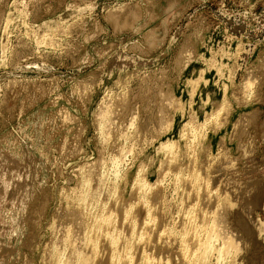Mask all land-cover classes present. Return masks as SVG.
Wrapping results in <instances>:
<instances>
[{
  "label": "rangeland",
  "instance_id": "1",
  "mask_svg": "<svg viewBox=\"0 0 264 264\" xmlns=\"http://www.w3.org/2000/svg\"><path fill=\"white\" fill-rule=\"evenodd\" d=\"M77 256L264 264V0H0V264Z\"/></svg>",
  "mask_w": 264,
  "mask_h": 264
},
{
  "label": "bare ground",
  "instance_id": "2",
  "mask_svg": "<svg viewBox=\"0 0 264 264\" xmlns=\"http://www.w3.org/2000/svg\"><path fill=\"white\" fill-rule=\"evenodd\" d=\"M188 131H189V130H188ZM196 132H197V131H196ZM191 135H192V134H191ZM194 135H195V134H194ZM164 144H165V143H164ZM166 144H167V143H166ZM164 147H166V146H164ZM169 147H170V146H169ZM165 157H166V156H165ZM85 171H86V170H85ZM84 175H85V174H84ZM85 180H86V179H85ZM88 184H89V183H88ZM85 185H86V184H85ZM140 190H141V189H140ZM142 190H143V189H142ZM144 190H145V189H144ZM181 191H182V190H181ZM207 198H208V197H207ZM83 202H84V201H83ZM138 202H139V201H138ZM81 204H82V203H81ZM97 204H98V203H97ZM83 205H84V204H83ZM207 206H208V205H207ZM101 211H102V210H101ZM83 212H84V211H83ZM96 212H97V211H96ZM129 212H130V211H129ZM124 213H125V212H124ZM202 216H203V215H202ZM101 217H102V216H101ZM148 217H149V216H148ZM109 218H110V217L108 216V219H109ZM106 219H107V217L105 218V220H106ZM150 219H151V218H150ZM184 219H185V218H184ZM186 219H187V218H186ZM95 221H96V220H95ZM99 221H100V220H99ZM103 221H104V220H103ZM107 221H108V220H107ZM111 221H112V220H111ZM189 221H190V220H189ZM109 222H110V220H109ZM113 222H114V221H113ZM103 223H105V221H104ZM106 223H107V222H106ZM184 223H185V222H184ZM187 223H188V222H187ZM53 224H54V223H53ZM98 225H99V224H98ZM104 225H105V224H104ZM146 225H147V224H146ZM105 227H106V225H105ZM188 227H189V226H188ZM181 228H182V227H181ZM184 229H185V231H186V228H184ZM192 229H193V228H192ZM197 229H198V228H197ZM187 231H188V230H187ZM85 232H86V231H85ZM101 232H103V231H101ZM196 232H197V231H196ZM144 233H145V232H144ZM189 233L191 234V232H189ZM189 233H188V234H189ZM192 233H193V232H192ZM104 234H105V233H104ZM97 235H98V234H97ZM115 237H116V236H115ZM193 237H194V236H193ZM74 239H75V238H74ZM82 239H83V238H82ZM115 239H116V238H115ZM191 239H192V238H191ZM193 239H194V238H193ZM195 239H196V238H195ZM209 239H210V238H209ZM84 240H85V239H84ZM117 240H118V239H117ZM113 241H114V240H113ZM208 241H209V240H208ZM111 242H112V240H111ZM157 242H158V241H157ZM209 242H210V241H209ZM90 243H91V242H90ZM112 243H113V242H112ZM115 243H116V242H115ZM115 243H114V244H115ZM193 243H194V242H193ZM200 244H201V243H200ZM72 245H73V244H72ZM87 245H88V244H87ZM112 245H113V244H112ZM124 245H125V244H124ZM195 245H196V244H195ZM203 245H204V247H202V245H200V246H201V247L203 248V250H204V251H203V253H204L203 256H206V254H208V253H209L210 251H212L213 249L210 248V247H212V246H211L209 243H207V241H205V242L203 243ZM109 246H110V245H109ZM85 247H86V245H85ZM85 247H84V248H85ZM88 247L90 248V247H92V246L89 245ZM94 247H95V246H94ZM126 247H127V246H126ZM84 248H83V249H84ZM113 248H116V247H113V246H112V249H113ZM130 248H131V247H130ZM229 249H230V248H229ZM52 250H53V249H52ZM217 250H218V249H217ZM77 252H78V251H77ZM77 252H76V253H77ZM113 252H114V251H113ZM115 252H116V251H115ZM115 252L113 253L114 255L116 254ZM152 253H153V252H152ZM218 253H223V252H222V250H219ZM216 254H217V253H216ZM80 255H81V257H83V256H82V253H80ZM83 255H85V254H83ZM114 255H113V256H114ZM119 255H120V254H119ZM119 255L116 254V256H119ZM122 255H123V254H122ZM77 257H78V261H79L78 264H86L85 260H82V258H81L80 256H77ZM89 257H90V256H89ZM89 257H88V258H89ZM85 258H86V257H85ZM88 258H86V260H87ZM114 258H117V259H118V257H114ZM119 258H120V256H119ZM150 259H151V258H150ZM159 259H160V258H159ZM113 260H114V262H115L116 259H113ZM113 260H112V263H113ZM119 260H120V259H119ZM122 260L124 261L125 259H124V258H121V264L123 263ZM128 260H129V259H128ZM116 261L119 262L118 260H116ZM126 261H127V258H126V260H125L124 262H126ZM88 262H91V261L88 260ZM92 262H93V261H92ZM128 262H129V261H127V263H128ZM146 262H147V261H146ZM115 263H116V262H115ZM149 263H150V262H149ZM200 263H201V262H200ZM118 264H120V263H118ZM198 264H199V263H198Z\"/></svg>",
  "mask_w": 264,
  "mask_h": 264
}]
</instances>
